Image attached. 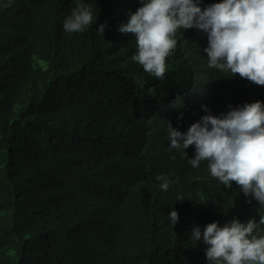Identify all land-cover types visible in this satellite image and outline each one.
<instances>
[{
    "label": "trees",
    "instance_id": "1",
    "mask_svg": "<svg viewBox=\"0 0 264 264\" xmlns=\"http://www.w3.org/2000/svg\"><path fill=\"white\" fill-rule=\"evenodd\" d=\"M80 2L97 20L69 33L77 0H0V264H209L194 228L258 223L264 205L194 168V146L170 149L168 123L264 102V86L209 67L196 28L177 30L157 79L118 31L142 0Z\"/></svg>",
    "mask_w": 264,
    "mask_h": 264
},
{
    "label": "clouds",
    "instance_id": "2",
    "mask_svg": "<svg viewBox=\"0 0 264 264\" xmlns=\"http://www.w3.org/2000/svg\"><path fill=\"white\" fill-rule=\"evenodd\" d=\"M96 20L93 8L77 0L63 27L69 33H82ZM104 28L101 25L98 31L103 33ZM191 28L207 33L204 52L209 67L264 86V0H220L203 9L195 0H142L118 31L136 38L137 52L131 59L163 79L166 58L177 45V30ZM202 107L207 114L186 132L168 123L170 149L187 154L186 149L194 146L195 155L189 157L194 168L208 162L210 174L225 187L235 182L245 196L264 205V102H245L220 115L211 114L207 105ZM157 179L167 190V178ZM169 217L174 226L178 212L173 208ZM259 225H264V216L258 223L254 218L247 222L233 218L223 226L213 221L203 232L194 228L192 239L202 238L209 264H264V235L257 234Z\"/></svg>",
    "mask_w": 264,
    "mask_h": 264
}]
</instances>
